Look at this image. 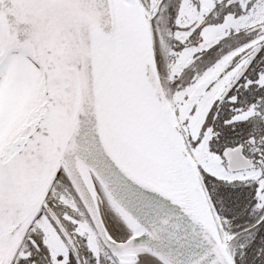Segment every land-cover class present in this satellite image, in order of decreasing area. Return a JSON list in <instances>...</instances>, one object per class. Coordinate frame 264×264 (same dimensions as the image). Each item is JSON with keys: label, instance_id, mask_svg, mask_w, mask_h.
Returning a JSON list of instances; mask_svg holds the SVG:
<instances>
[{"label": "snow or ice", "instance_id": "6c2138e0", "mask_svg": "<svg viewBox=\"0 0 264 264\" xmlns=\"http://www.w3.org/2000/svg\"><path fill=\"white\" fill-rule=\"evenodd\" d=\"M0 264H264V0H0Z\"/></svg>", "mask_w": 264, "mask_h": 264}]
</instances>
